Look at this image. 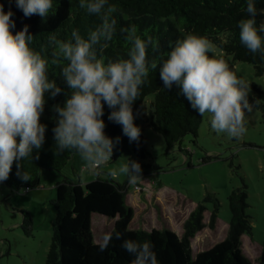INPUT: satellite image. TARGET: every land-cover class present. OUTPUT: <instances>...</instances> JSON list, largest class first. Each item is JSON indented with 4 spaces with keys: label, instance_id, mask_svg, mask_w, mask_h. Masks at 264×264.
Returning <instances> with one entry per match:
<instances>
[{
    "label": "clouds",
    "instance_id": "1",
    "mask_svg": "<svg viewBox=\"0 0 264 264\" xmlns=\"http://www.w3.org/2000/svg\"><path fill=\"white\" fill-rule=\"evenodd\" d=\"M14 2L25 17L38 15L45 20L54 14L53 0ZM79 8L100 20L88 30L86 38L78 29L72 30L69 40L50 33L47 46L36 50L32 47L35 34L29 32V26L14 32V13L11 8L5 11L0 3V184L9 179L14 164L22 181L31 180L21 162L39 158L45 143L46 125L41 123V117L47 99H55L63 91L55 79H50V66L61 69L60 76L69 90L62 105L52 106L56 113L54 154H79L83 161L81 174L112 160L114 147L120 141L105 133V105L111 109L108 120L122 126L130 143L139 142L141 128L134 122L133 104L150 71L158 67L164 88L176 86L193 110L200 116L208 114L214 132L232 138L246 133V113L254 106L249 99L250 85L223 57L215 55L217 46L207 36L189 32L178 38L158 65L148 58L149 48L154 53L158 51V41L139 35L134 24L121 27L128 45L126 56L105 62L98 58L97 46L111 41L116 34L117 8L109 0H79ZM243 11L247 16L237 23L240 42L250 53L264 59V21L257 25L256 0H246ZM118 174L126 175L133 185L143 179L141 165L135 160L129 159L112 173ZM114 235L122 239L120 232ZM112 239V233L106 234L101 250ZM121 247L133 256L131 264H159L151 241L123 239Z\"/></svg>",
    "mask_w": 264,
    "mask_h": 264
},
{
    "label": "trees",
    "instance_id": "2",
    "mask_svg": "<svg viewBox=\"0 0 264 264\" xmlns=\"http://www.w3.org/2000/svg\"><path fill=\"white\" fill-rule=\"evenodd\" d=\"M4 10L9 8L14 13L16 27L13 31L21 30L24 25L29 26V32L35 34L32 45L36 50L47 46L48 36L55 33L58 39L69 40L73 29L87 37L89 29L95 28L100 20L96 16H89L79 8V0H53V13L42 20L38 15L25 17L16 7L13 0H0ZM117 11V31L113 39L102 42L97 46L98 58L105 62L125 57L128 45L125 36L120 32L121 27L136 25L138 34L142 37L151 36L159 43L155 53L149 48V61L158 65L167 58L170 44L178 38H183L189 32L207 36L216 46L234 61L248 63L254 66L258 76H264V59L259 54L250 53L240 42L237 23L245 18L243 11L246 0H109ZM257 25L261 21L260 13L264 10V0H256ZM51 49L47 54L50 56ZM61 69L50 66L49 77L55 79L62 88V92L55 99L48 98L45 107L63 104L69 92L67 85L60 76ZM256 90V105L264 115V90L253 85ZM179 89L173 86L167 90L159 76V67L152 70L142 86L140 97L133 104L135 124L139 126V117L145 107L146 99L153 95L154 101L150 104V121L154 130L161 134L169 149L182 142L188 135H197L203 116H200L185 97L179 95ZM111 109L105 105L103 119L106 124L105 133L115 140L120 138L114 147L112 162H117L129 150V139L123 134L122 126L108 120ZM46 125L45 143L39 150L38 159L22 161L24 169L31 176L30 181H22L17 175L14 164L9 179L4 184L12 191L35 190L41 186V175L44 171L60 172L75 152L65 151L54 154L55 122L41 118ZM141 155H150L146 138L141 134L139 142H131ZM37 155L34 150L33 157ZM139 162V161H138ZM140 163V162H139ZM142 177L149 175L158 168L144 165ZM128 178L121 185L112 178L96 177L95 180L82 184L69 178H64L57 185V196L54 201L56 220L53 226V243L47 257V264H131L133 256L121 247L123 239H132L138 242L151 241L159 264H254L243 251L242 237L252 234L251 217L247 213V186L234 190L229 196L231 222L227 237L212 248L199 252L194 256L192 241L203 231L204 212L206 208L199 205L183 225L182 236L170 230H130L134 218V211L128 203ZM142 188V187H141ZM143 192V190H142ZM25 216L24 227L28 230L32 220L28 212ZM95 214L114 220L111 233L113 239L105 250L102 244H95L92 232V218ZM218 211L212 213L210 228L215 229ZM122 234V239H115V232ZM259 264H264V243L259 258Z\"/></svg>",
    "mask_w": 264,
    "mask_h": 264
},
{
    "label": "rangeland",
    "instance_id": "3",
    "mask_svg": "<svg viewBox=\"0 0 264 264\" xmlns=\"http://www.w3.org/2000/svg\"><path fill=\"white\" fill-rule=\"evenodd\" d=\"M260 19L264 21V10ZM215 55L223 57L237 76L250 85L249 99L254 106L251 112L246 113L247 131L244 135L232 138L217 134L211 129L210 116L205 114L197 135H188L169 149L163 136L152 127L150 104L155 97L151 95L146 99L142 114L136 118L150 155H141L130 143L129 150L117 162L110 160L111 163H106L99 170L88 169L82 180L91 182L98 175L110 177L123 185L127 176H114L112 173L129 159L156 166L157 170L142 177L137 184L129 185L130 206L134 211L130 230H170L181 235L184 223L201 204L206 208V227L192 241L194 256L227 237L231 222L229 196L246 185L247 213L253 230L252 234L242 237L243 251L254 264H259L264 243V115L256 105L253 85L264 90V76H258L253 65L234 61L218 47ZM55 116L52 106H49L45 107L41 118L55 122ZM75 156L79 157V154ZM68 164L60 172L44 171L42 185L35 190L12 192L4 183L0 184V264H47L57 215L54 205L57 185L64 178L76 180L81 177L83 165L79 163L75 175L71 160ZM66 172H70L72 178L65 177ZM135 186L144 188L147 200L142 198L139 204H134L131 195L138 191ZM215 210L218 211L217 224L215 229H211V216ZM23 211L31 217L30 230L24 227ZM113 228L114 220L95 214L92 218L95 244H102L103 237Z\"/></svg>",
    "mask_w": 264,
    "mask_h": 264
},
{
    "label": "crops",
    "instance_id": "4",
    "mask_svg": "<svg viewBox=\"0 0 264 264\" xmlns=\"http://www.w3.org/2000/svg\"><path fill=\"white\" fill-rule=\"evenodd\" d=\"M71 162H72V167H73V170L75 171V175H76V172L78 173V170H77V168H78V165H79V163H80V165H83V161H82V159H81V157L79 156H75L73 159H71ZM110 162V161H109ZM82 163V164H81ZM108 163V162H107ZM111 163V162H110ZM70 164V163H69ZM69 164H68V166H69ZM82 167V166H81ZM69 170V169H68ZM95 170H99V168L98 169H95ZM99 173H101V172H99ZM43 174V173H42ZM65 177H70V178H72V176H71V174H70V172H66V175H65ZM41 178H42V180L45 178V177H43V175H41ZM78 179H72V180H74V181H79V182H81L82 184H86V183H88V182H83V174H81V177H77ZM105 178V177H104ZM41 185H42V182H41ZM142 187V186H141ZM147 189V188H146ZM143 191H144V188H143ZM131 197H133V200H134V204H139L140 203V200L142 199V198H144V200H147L146 199V197H144V192H142L141 194L138 192V191H134L133 193H132V195H131ZM128 203H129V205H130V194L128 193ZM132 202V201H131ZM143 208H145V207H143ZM112 231V230H111ZM111 231L109 232V233H111ZM179 236H182V234L180 235V234H178Z\"/></svg>",
    "mask_w": 264,
    "mask_h": 264
},
{
    "label": "built area",
    "instance_id": "5",
    "mask_svg": "<svg viewBox=\"0 0 264 264\" xmlns=\"http://www.w3.org/2000/svg\"><path fill=\"white\" fill-rule=\"evenodd\" d=\"M135 189L138 190V191H140V192H142V190H143V188L138 187V186H135Z\"/></svg>",
    "mask_w": 264,
    "mask_h": 264
}]
</instances>
